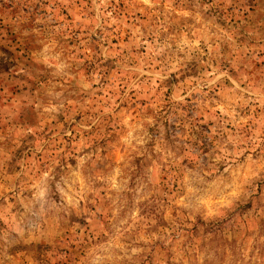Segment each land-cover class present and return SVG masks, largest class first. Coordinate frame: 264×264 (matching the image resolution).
Wrapping results in <instances>:
<instances>
[{
	"label": "rangeland",
	"instance_id": "374dc122",
	"mask_svg": "<svg viewBox=\"0 0 264 264\" xmlns=\"http://www.w3.org/2000/svg\"><path fill=\"white\" fill-rule=\"evenodd\" d=\"M0 264H264V0H0Z\"/></svg>",
	"mask_w": 264,
	"mask_h": 264
}]
</instances>
